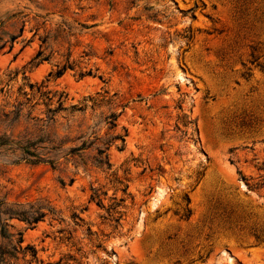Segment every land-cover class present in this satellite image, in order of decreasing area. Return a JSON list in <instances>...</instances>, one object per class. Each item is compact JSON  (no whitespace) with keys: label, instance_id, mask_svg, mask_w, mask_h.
<instances>
[{"label":"rangeland","instance_id":"374dc122","mask_svg":"<svg viewBox=\"0 0 264 264\" xmlns=\"http://www.w3.org/2000/svg\"><path fill=\"white\" fill-rule=\"evenodd\" d=\"M0 251L264 264V0H0Z\"/></svg>","mask_w":264,"mask_h":264},{"label":"trees","instance_id":"16d2710c","mask_svg":"<svg viewBox=\"0 0 264 264\" xmlns=\"http://www.w3.org/2000/svg\"><path fill=\"white\" fill-rule=\"evenodd\" d=\"M57 74V75H56ZM55 74V76H58V74L59 73H56ZM37 221V218H31V223H35ZM20 242V241H19ZM26 249V248H25ZM35 255H36V252L34 251V249L33 248H30V257L32 258V259H34L35 258ZM4 253L3 252H1L0 251V262H2L3 261V258H4ZM25 255L24 254H22V258L24 257ZM28 263H30V262H28Z\"/></svg>","mask_w":264,"mask_h":264}]
</instances>
